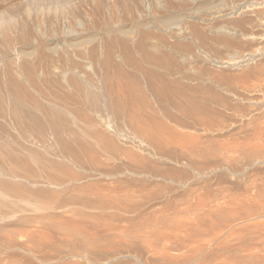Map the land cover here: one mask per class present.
I'll return each instance as SVG.
<instances>
[{"label": "bare ground", "instance_id": "bare-ground-1", "mask_svg": "<svg viewBox=\"0 0 264 264\" xmlns=\"http://www.w3.org/2000/svg\"><path fill=\"white\" fill-rule=\"evenodd\" d=\"M16 1L18 0H0V189L17 202L23 201L22 203H24L25 199L29 200V198H26L27 196H33L34 199L31 198L33 201L40 197L39 201H43L40 203H44L43 197V199L48 200V203L45 202L46 205H40L39 207L37 200V207L35 202L29 201L37 207L34 210L35 214L31 211L34 214L33 216L31 215L32 217L26 216L27 218L16 219L15 224L16 221L20 220V223L18 221L19 231L20 228L22 231L20 233L11 231V233L15 232V236L24 237L28 239L27 241L34 240V242L36 241L35 243H38L37 245L42 246L48 240L43 243L42 241L47 236L40 237V234L44 235V232L50 231L57 233L64 230L65 233L67 232L74 238L77 246L82 247L80 249H85L83 255L86 252V254L88 253L91 256L89 257L90 259L92 258V261L89 259L91 264H114L122 259L125 261L129 260V263H131L130 259L136 257L140 258L141 261L142 257L137 256L138 252H136L137 254L134 253L136 251L134 250L136 243L134 245L131 243L132 247L134 246L135 248L131 246L130 248L125 247V250L126 248L134 250L131 253L133 255L136 254V257L132 256V254L129 255V250H126L129 254L125 255V251L122 252L124 249L120 247L118 249L120 248L122 251L117 250L114 252L115 249L113 252L111 251L112 249L108 251L107 244L105 245L106 241L103 244L104 247L102 246L104 237L100 236L102 234L98 235L100 229L96 232L89 226L97 228L100 224L99 228L102 225L104 227V224L108 221L103 222L104 218H106L104 213L106 216L109 211H114L113 214L117 213L119 217L123 215L140 216L143 212L146 215V211L151 212L156 206L160 207L155 204L156 201L163 200L165 201L164 207L153 210V213H160V218L157 215L159 219L151 216L153 213H149L151 218H155V220L152 218L154 221H151L152 227L143 219L144 224H148L150 227L146 228L163 229L155 236L158 242L152 237L153 235H150L154 239L155 244L163 245V250L158 249L159 254L163 252L164 258L160 255L163 260L166 259L165 255H168L170 251H176V254L170 252V254L173 253L176 256H178L177 252L181 254L184 251V256H186V253L189 254V259L193 260L194 263L197 262V264H231V262L240 263L239 260L241 262L245 260L254 261L257 252L250 253V251L255 250L252 247L254 238H246L245 234L264 228V198L259 199L261 198L259 197L256 199V191L254 194L256 197L253 196L254 198L247 194L250 198L233 199L231 197L228 199L231 190L224 188L225 191L230 192L227 193L228 197L223 195L227 197L223 202L217 203L211 197L213 198V203L212 201L208 203V194L205 197V194L196 192L197 196L198 193L199 196L203 195L205 197L204 200L207 198V201L205 200L207 204L204 201V203L200 202V197L198 196L197 202L195 200L192 201L196 202L194 206V204L189 202L192 200L188 197L191 191L187 192V188L195 181H202V179L217 175L220 171L217 170L219 168L216 169V166L219 165L218 156L220 157L221 154L225 153V151L221 153L218 151L219 149L210 148L211 144L205 145L209 138L206 137V141H202L204 136L202 135L201 138L200 136H195L197 133L205 135L218 130L216 128L222 125L220 123L217 126L216 118L219 116L223 120L220 113H224L223 116H225L226 111H232L235 117L238 114L240 116L238 118L247 119L242 121L232 119L235 120L234 123L236 125L241 122L237 127L240 133L242 131V133L247 134V127L249 125L254 126L253 123L255 124L257 118L256 120L254 118L253 120L255 121L253 122L252 120L251 124L247 122L252 119V117L250 118L249 107L245 106V104L251 103L247 92L252 88L250 87L251 83L258 80V77L262 78L264 69L261 65L254 68L248 66V70H246V67L240 74L237 73L231 76L228 74H212L211 67V69L208 67V69L203 68L202 71H199L196 66L192 65L194 62H190L198 60L204 67L212 66L216 63L218 64L217 69L226 65L228 69H235L236 71V69L240 70L247 63L254 61L256 57L259 58L256 54L258 51L254 49L256 47L252 44H258L257 46H259V43L264 40V34L258 31L263 30L262 28L264 27V9L256 10L255 12V7L262 6L264 0H116V3L121 5L119 6L120 8L124 7L128 11V15L129 13H134L137 20L135 25L129 30L119 28L115 34L104 31H101V33L97 31L96 34H91L92 27L97 29L96 21L99 19L98 17L104 16L105 2L103 0H93L96 2V7L92 5L95 9L93 8L94 10L91 13H89L90 9L87 11L88 13L85 12L83 19L80 17L81 14L78 13L80 6H76L79 3H76V0H23L15 3ZM106 1L108 2V0ZM175 5L176 8L177 6L180 7L181 12L170 16L165 14L168 13L170 8H174ZM252 12L256 13V15L252 14V16ZM100 22L101 19L97 22L99 23L98 25H100ZM257 31L259 33H256ZM249 44H251V48L252 46L254 47L253 49L256 53H252L250 48L251 51H249L251 53L246 51L245 46L248 47L247 45ZM220 51L222 53L226 52V60L224 59V54L222 55L223 59L215 57V55L221 53ZM261 51L260 54L262 53ZM222 71L219 72H225L224 70ZM258 81L256 82L258 83ZM261 81L259 84L262 85ZM254 86L258 88L256 84L253 85V88ZM237 88L238 90H236ZM261 88L263 89L264 87ZM239 90L243 92L241 93ZM260 91L262 90L260 89ZM222 94H224V97ZM225 95H228V98L232 96V100L229 99L232 102H229L228 98L225 99ZM256 99L260 100L261 98L259 97L258 99L257 97ZM261 106L264 107L262 103ZM254 108L256 109V107ZM220 110L223 111L221 112ZM258 111L256 110L255 114ZM233 116L229 117L233 118ZM224 123L227 124L228 122ZM224 126L223 128L226 127ZM255 128H260V125L259 127L256 125ZM263 128H261L262 131H264ZM192 131L196 134L194 133L195 135H193ZM236 133L240 134L239 131ZM233 136L228 137L233 139ZM213 139H210L211 142H214ZM224 139L222 140L223 143ZM229 139H226V145L228 142L230 143H228L229 146L233 144L231 142H236L234 139L233 141ZM237 139L239 140V138ZM242 139L240 138V140ZM253 139H250L251 144L248 143L249 141L245 142L248 143L246 146L249 144L250 147L254 146L250 148L251 151L255 150L253 148L256 147L253 144ZM227 140L229 141L227 142ZM257 140V143L261 142L263 146L264 133ZM217 143L218 145L221 144ZM261 143H258L259 146ZM238 144L240 143L238 142ZM242 144L239 146L241 147ZM239 146H237V150L240 149ZM246 146L243 148H246ZM222 148L225 150L224 147ZM233 149H231V154L236 153V149ZM242 153L243 163L249 162L248 167H250V161L255 160L257 157L256 150V154L246 150H242ZM226 154L223 159L230 156H226ZM262 158L263 164H261L262 166L259 165L264 167V157ZM223 159L221 160L223 163L229 160ZM231 159H233L232 155ZM259 162L261 163V160ZM232 169L234 170V166ZM231 173L233 172L231 171ZM221 181L219 180V182ZM262 185L256 186L259 189L264 187ZM206 186L209 187L210 185ZM247 189L249 191V188ZM247 189L243 190L246 192ZM221 191L223 192V190ZM221 191H218L219 194H217V191L215 192L216 199L219 195L221 196ZM180 192L188 195L186 199H191L188 203L193 205L190 206L197 213L195 211L191 214L190 211L192 209H190V206L189 209L182 210L184 207L181 208V206L184 205L183 201L185 200H176L181 196L184 197V195L179 194ZM260 193L258 194L259 196L264 194ZM203 196H201L202 199ZM230 196L233 195L231 194ZM1 200L0 202L3 201ZM8 203L11 204V202H7V205ZM28 203L27 205L30 207ZM1 205L3 204L1 203ZM3 206H1L2 209L10 207V205H8L9 207ZM12 206L15 209L14 206L16 205L12 204ZM26 211L30 215L28 210ZM1 212L0 215L7 217L6 220L1 221H6L7 223L8 215L4 216ZM14 212H17V210L15 209ZM186 212L190 213V215L196 213L193 222L191 223L190 220V224L188 223L189 221L185 222L180 219L182 222L177 221V224L175 221L179 219L176 218L184 214L189 215ZM18 213L20 212L18 211ZM66 215L73 216L78 226L79 224L84 226L90 224L87 227L94 233L89 235L87 232L90 231H88L86 226L87 232L81 229L84 227L73 229L72 221L68 220L69 223L66 222ZM84 216L87 219H91L90 222L93 221L94 223L82 221L86 223L83 224L75 219V217ZM61 217L65 218L66 221H60ZM108 217H110L109 214ZM115 217L118 219L116 215ZM135 218L132 220L135 221ZM142 218L141 216V220ZM173 218L176 220L174 221ZM58 219H60L59 222ZM116 219H110V221ZM146 219L150 220V218ZM143 220L141 221L142 223ZM76 221H74V224ZM151 222L149 221V223ZM116 223L119 226L121 224V222L120 224ZM124 223H127V221ZM110 224L112 226L115 225L114 223ZM139 224L138 226L135 224L136 227L134 229L139 228ZM4 225L9 226V224ZM70 225L73 227L72 230L65 227ZM194 225H198V227L194 229L196 227ZM5 226L2 224L3 228ZM112 226H108L107 229H111ZM127 226L133 227V225L129 226L128 224ZM142 226L141 228L145 227V225L144 227ZM2 227L0 228L1 234L5 233L3 232L4 229L3 231L1 230ZM66 228L70 230L68 231ZM141 228L140 230L142 231ZM132 229L130 228V231ZM112 230L119 231V228H113ZM115 231H112L111 235H117L114 234ZM182 231H187V238L186 234H183L185 235L184 238L181 237L182 233L180 232ZM188 231L192 232V235L188 236L190 233ZM149 232L147 235L151 233ZM170 232L175 233L174 235L172 233V235H168ZM176 232L181 235H176ZM8 233L6 235L9 238L5 235L4 237L3 235L0 236V243L4 244L6 242L8 244L11 241H15L12 240L14 237L10 239L11 236ZM119 233L122 232L120 231ZM119 233L118 236L121 235ZM130 233L131 236L128 235L127 237L124 236L123 232L122 234L124 235L119 236V240L123 236L126 239L131 238L132 241H137L139 239L137 237L141 236L135 235L134 231L133 235L135 236L132 235V232ZM258 233L256 232L257 236ZM260 233L264 235L263 232ZM64 235L63 238H65ZM107 235L110 237L109 230ZM147 235H142V237ZM250 236L253 235L251 234ZM71 237L69 239L72 241ZM35 238H39L43 244ZM110 238L107 240H110ZM173 238L175 239L173 241H177L174 243V246L177 244L175 247H171L169 242L172 241H168ZM16 239H19V237ZM53 239L54 237L50 241L51 243ZM131 239L129 240L130 242ZM144 239L143 241H146ZM66 240V243L74 244V242L69 243L67 242L69 240ZM147 240L150 246L154 244L149 241V238ZM165 240H167L169 246H165ZM232 241L238 243L237 248L231 245ZM31 242V244L35 245L33 241ZM125 242L129 243L128 241ZM139 242L138 244L142 243ZM18 243L20 244L19 241ZM30 243L27 245L28 247L26 245L25 247L29 248ZM119 243L120 241H118V244H114L117 246ZM124 243L122 242L121 244L126 246ZM211 244L215 248L210 249ZM5 245H1V247L4 246L5 248ZM109 245H112L111 242ZM44 246L43 248H47V245ZM105 246L106 249H103ZM16 247L19 248V246ZM101 247H103L104 251L100 249ZM6 248L9 251V248ZM11 248L10 250H13L15 247ZM43 248L39 250L43 251ZM76 248L75 246L74 249L76 250ZM31 249L35 248L32 247ZM138 249L140 250L139 246ZM156 249L154 250L156 251ZM47 250L51 251L52 249ZM70 250L72 249L70 248ZM75 250L73 251L74 253L78 252V250ZM149 250L151 251V248ZM9 252L11 253V251ZM35 252L34 254H37ZM69 252L72 255L73 252ZM243 252H247L249 255L247 257L242 255L241 257L240 254H244ZM39 253L40 251H38ZM144 253H147V251H144ZM30 254L33 255V253ZM64 254H61V256ZM2 255L6 256L7 254ZM43 255H38V257H40L41 261H46V257V260L42 259L41 256ZM149 255L146 256L149 257ZM48 256L47 258L50 259ZM34 257L32 256L31 258ZM54 257L56 256L54 255ZM58 257L60 258V255ZM150 257L152 258V256ZM182 257L181 259H184ZM35 258L37 259V257ZM85 258L88 261V257ZM172 258L174 259V256ZM186 258L188 257H185L184 260ZM25 259L30 260V258ZM68 259L65 258V260ZM143 260L146 264L144 257ZM167 260L171 261L170 259ZM142 261L140 262L141 264H143ZM158 261L159 263L162 262ZM175 261H178V259ZM64 262L63 264H66ZM41 263L43 264V262ZM124 263L127 264L126 262ZM187 263L188 261L185 264Z\"/></svg>", "mask_w": 264, "mask_h": 264}, {"label": "rangeland", "instance_id": "rangeland-1", "mask_svg": "<svg viewBox=\"0 0 264 264\" xmlns=\"http://www.w3.org/2000/svg\"><path fill=\"white\" fill-rule=\"evenodd\" d=\"M22 1H23V0H18V1H16L15 3H17V2H22ZM87 1H88V2H87ZM92 1H93V0H86V1H84V0H79V1L76 0V3H77V2L80 3V4L77 3L76 6H78V7L80 6V7H81V9H80V7L78 8V9H79V10H78V13L81 14L80 17H81L82 19L84 18V14H85V12L89 11V9H90L89 13H91V12L95 9V7H96V2H94V1L92 2ZM103 1L105 2V3H104V16H103L104 18H103L102 16H101L102 18H101V17H98L99 19H97V21H96V27H97V29L94 28V27H92L91 34H92V33H93V34H96L97 31L100 32V33H101V31H102V32L104 31V32H111L112 34H115L116 30L119 29V28H123V29H125V30H129L130 28L133 27V25H135V21L137 20V17H135V14H134V13H133L134 15L131 14V13H129V15H128V11H127L124 7H121V8H120L119 6H121V5H120L119 3H116V0H114V1H113V0H108V2H107L106 0H103ZM262 1H263V0H262ZM82 2H84V3H82ZM89 2H90V3H89ZM114 2H115V3H114ZM93 3H94V4H93ZM78 4H79V5H78ZM82 4L84 5L85 8H84V7L82 8V6H83ZM89 4H90V5H89ZM137 4H139V2H137ZM1 5H2V4H1ZM92 5L95 6V7H92ZM117 6H118V7H117ZM91 7H92V8H91ZM181 7H182V6H181ZM262 7H263V8H262ZM93 8H94V9H93ZM172 8H173V7H172ZM172 8H170V9L168 10V13H165V14H168V15L170 16V15H175V13L177 14V13L181 12V11H180L181 9H179L180 7L177 6V8H176V5L174 6L173 9H172ZM255 8H256V9H255V12H256V10H263V9H264V4H263L262 6H258V7H255ZM176 9H177V10H176ZM178 9H179V10H178ZM121 10H122V11H121ZM124 10H125V12H126L127 14L124 12ZM172 11H173V12H172ZM176 11H177V12H176ZM83 12H84V13H83ZM253 12H254V11H253ZM253 12L251 13V15L253 14V15L255 16L256 13L254 14ZM87 13H88V12H87ZM127 15H128V16H127ZM132 15H133V16H132ZM253 15H252V16H253ZM129 16H130V17H129ZM132 18H135V19L132 20ZM100 19H101V22H100V25H98L99 23H97V22H99ZM103 19H104V20H103ZM102 22H103V23H102ZM133 22H134V24H132ZM101 24H102V25H101ZM122 25H123V26H122ZM127 25H128V26H127ZM117 26H118V27H117ZM124 26H125V27H124ZM98 27H99V30H98ZM93 29H95V30H93ZM111 29H112V30L114 29V30H113L114 32H113ZM262 29H263V30H258V31L261 32L262 34H264V33H263V31H264V27H263ZM93 31H94L95 33H94ZM258 31H257L256 33H259ZM104 35H105V33H104ZM261 43H262V45H261ZM261 43H259V46H257L258 44H256V45L252 44V45H253L254 47H256V48H254L253 46H252V48H251V44L247 45L248 47L245 46V48L247 49V50L245 49L246 51H249L250 49L252 50V51L250 50L252 53H256V51H258L259 53L257 52L256 54H257V56H258L260 59L256 57V58L254 59L255 62H254V61L251 62L253 65L249 62V63H247L245 66H243L242 68H240V70H239V69H236L237 72L235 71V69H234V70H232V69H231V70L228 69V67H227L226 65H223L222 67L220 66L221 69H220V68L217 69L218 64H216V63L213 64L212 66H205V67H204V66H203L198 60H197V61H196V60H192L190 63L194 62L192 65L196 66L197 69H199V71H200V70L202 71L203 68H207V69H208V67H209V69L212 68V71H211L212 74H214V73H215V74H216V73H217V74H222V75H227V74H228V75H231V76L236 75L237 73L240 74V72H243V71L246 69V67H247L246 70H248L249 67H250V68H254V67H256V66L261 65L262 68L264 69V65H263V64H264V62H263L264 59H262V58L264 57V56H263V55H264V52H263V51H264V47H263V46H264V40H263ZM261 46H262V48H261ZM249 48H250V49H249ZM253 48H254L255 50H256V49H257V50L255 51ZM258 49H259V50H258ZM245 50H244V52H245ZM260 50H262V51H261V52H262L261 54H260ZM221 51H222V50H221ZM221 51H220V52H221ZM250 51H249V52H250ZM249 52H246V53H249ZM251 52H250V53H251ZM225 53H226V52H225ZM225 53H222V52H221V53L215 55V57H218V59H219V58H220V59H223V56H224V59L226 60L227 55H226ZM223 54H224V55H223ZM222 55H223V56H222ZM259 60H260V62H259ZM261 61H262L263 63H262ZM214 65H215V66H214ZM254 65H255V66H254ZM248 66H249V67H248ZM199 67H200V68H199ZM210 67H211V68H210ZM222 68H223V69H222ZM242 69H243V70H242ZM213 70H214V71H213ZM216 70H217V71H216ZM222 70H224L225 72H224V73H220ZM238 70H239V71H238ZM209 71H210V70H209ZM219 71H220V72H219ZM229 71H231L232 73L229 72ZM222 72H223V71H222ZM227 72H228V73H227ZM233 73H234V74H233ZM263 76H264V72H263V75L261 76L262 78H259V77L257 78L258 80L260 79L259 81L255 79L256 81H258V83H257L256 81H254V83H255L256 86H257V84H259L260 81L262 80V81H261V82H262V85L259 84V86H257L258 88H256V87L254 86V88H255V89H254V88H253V85H255V84H254V83H251L252 85H251L250 87H252V88L247 92V93H248V98H249V100L251 99V101H250L251 103H247V104H245V106H246V107H249L248 109H249V111H250V113H251L250 118L252 117V119H250V121L248 120L247 122H248V123L252 122V120H253L254 118H255V120H256V118H257V121L259 122V123H258L257 121L253 120V122L255 121V124L253 123L254 126L251 125L252 127H251L250 125H249V127H247V129H246L247 134H246V133H245V134L242 133V131H241V133H240V130L237 128L238 125H239L241 122H240V123H237V125H236V123H234L236 119H237V121H239V120L242 121V120H247V119L238 118V116H239L238 114H237L236 117H235V115H234V113H233L232 111H226L227 113L225 112V113H226L225 116H223L224 113H220V116H221V118H222L223 120H221V119L219 118V116L216 118V122L218 123L217 126H219L220 123H221L220 125H222V126H219V128H218V127L216 128V129L219 130L220 127H221V129L219 130V132H218V130H215L214 133H213V132H210V134L208 133L209 135H208V134H205L206 136H205L203 133H197V134H196V133L194 132V133L196 134V135H195V134L193 133V131L191 132V133H192L193 135H195V136H200V138H201L202 135H203L205 138L202 137V141H203V140L206 141V139L209 138V140L207 139V142H206L205 145H207V144L210 145V144H211V145H210V148H212V149H214V150H216V149L218 150V149H219L218 151H220L221 153H222V152L224 153V151H225V153H224V154H221V155H220V153H219V155H220V157L218 156V158H219V163H218V164H219V165L216 166V169L219 168V169H217V170H218V171L220 170V171H219V173H218L217 175H215L214 177H210V178L202 179L203 182H202L201 180H199V181H195V182H194L195 184L193 183L191 186H189V187L187 188L188 190L186 189L187 192H190V191L192 192V193L190 192V195H191L192 197H191L190 195H189V196L186 195L185 193H181V192L179 193L180 195H184V197L181 196V197L177 198L176 200H181V201L185 200V201H183V202H184V205L181 206V208L184 207L182 210L187 209V208L189 209V206L192 205V204H194V206H195V204H196L197 200L199 199V197H200V199H199L200 202H201V201H202V202L204 201V202L206 203V201L208 200L207 202L210 203V202L212 201L213 198H214L213 200L216 201L217 203L223 202V201L226 200L227 197H228L227 193L230 192V191H229V192L227 191L228 189L231 190V192H230L229 194H230V195H231V194L233 195V196H230V195H229L228 199L231 198V197H232L233 199H234V198H235V199H240V198H242V199H247V198H250V197H251V198H254V197H256V196H257L256 199H258L259 197H261V198H259V199H263V198H264V196H263V195H264V194H263V193H264V192H263V191H264V189H263L264 187H263V188L260 187V188L258 189V187L261 186V185L264 183V167H261V166H262L261 164H263V163H262V161H263V158H262V157H264V156H263V154H264V153H263V152H264V144H263V146H262V143H261V142H258V143H261L260 146H259V144L257 143V141H258L257 138L261 137V135L264 133V131L261 130V128H263V126H264V125H263V124H264V118H262V117H264V115H263V114H264V109H262V108H264V107L261 106V103H262V105L264 106V92H263V91H264V88H263V89L261 88V87H264V86H263V85H264V83H263V82H264V77H263ZM260 86H261V87H260ZM256 89H257V90H256ZM260 89H261L262 91H260ZM236 90H238V88H237ZM253 90H256V91H255V92H252ZM239 91H240L241 93L243 92L242 90H239ZM258 91H260V92H258ZM222 95H223V97H224V94H222ZM225 97H226L225 99H227V98H228V95H227V96L225 95ZM252 97H253V98H252ZM257 97H258V99H259V97H260L261 99H260V100H257V99H256ZM229 99L232 100V96H229V98H228V101H229V102H232V101H230ZM234 103H235V102H234ZM252 103H253V104H252ZM254 103H255V104H254ZM256 103H258V104H256ZM259 103H260V104H259ZM257 105H258L259 107H258ZM254 107H256V109H255ZM257 107H258L259 109H258ZM260 107H261V110H260ZM250 109H251V110H250ZM253 109H254V110H253ZM252 110H253V111H252ZM256 110H257V111L260 110V111L256 112V114H255V111H256ZM220 111H221V110H220ZM222 111H223V110H222ZM222 111H221V112H222ZM251 111H252V112H251ZM261 111H262V112H261ZM228 112H229V113H228ZM230 112H231V113H230ZM253 113H254V114H253ZM261 113H262V114H261ZM241 114H243V113H241ZM241 114H240V115H241ZM226 115H227V116H226ZM228 115L231 116V117H232L233 115H234V116H233V118H230ZM258 115H259V116H258ZM253 116H254V117H253ZM223 117H225V118H223ZM228 117H229V118H228ZM239 117H240V116H239ZM259 117H260L261 120H263V121H262L263 123L260 122L261 120L258 119ZM218 118H219V119H218ZM226 118H228V119H226ZM224 119H225V120H224ZM229 119H230L231 121H226V120H229ZM232 119H235V120H232ZM217 120H218L219 122H218ZM259 120H260V121H259ZM220 121H224V122H226V123L228 122V123L225 124L224 122H220ZM232 121H233V123H232ZM229 122H230V123H229ZM231 123H232V124H231ZM229 124H230V125H229ZM250 124H251V123H250ZM258 124L260 125V128L256 129V128H255L256 125L259 127ZM224 125H225L226 127H225ZM233 125H235V126H233ZM223 126H224L226 129L223 128ZM229 126H230V127H229ZM232 126H233V127H232ZM261 126H262V127H261ZM227 127H229L230 129L227 128ZM231 127H232L234 130H233ZM234 127H235V128H234ZM248 128H249V129H248ZM251 128H252V129H251ZM224 129H225L226 131H225ZM228 129H229V131H227ZM221 130H222V131H221ZM223 130H224V131H223ZM263 130H264V128H263ZM216 131H217V133H216ZM230 131H231V132H230ZM238 131H239V133H240V134H239L240 136L238 135V133H236V132H238ZM259 131H260V133H259ZM228 132H229V133H228ZM233 132H234V133H233ZM251 132H252V133H251ZM262 132H263V133H262ZM212 133H213V134H212ZM254 133H255V134H254ZM211 134H212V135H211ZM230 134H231V135H230ZM234 134L237 135V136L235 137ZM210 135H211V136H210ZM217 135H218V136H217ZM221 135H222V136H221ZM233 135H234V136H233ZM245 135L248 136V137H246ZM252 135H253V136H252ZM256 135H257V137H256ZM209 136H210V137H209ZM220 136H221V137H220ZM223 136H225V137H223ZM228 136H230V137L233 136L232 138H233L234 141H236V142H231V141H233V139H231V138L228 137ZM244 136H245V138L242 139ZM206 137H207V138H206ZM214 137H217V138H214ZM219 137H220V138H219ZM222 137H223V139L225 138V139H224V140H225L224 143H223V141H222V140H223ZM251 137H252V138H251ZM213 138H214L215 140H214ZM229 138H230V139H229ZM237 138H239V140H238ZM240 138H241L242 140H240ZM253 138H254V139H253ZM210 139H211V140L213 139L214 142H211ZM218 139H219V140H218ZM226 139L231 140L230 142L233 143V144H232L233 146H232V145L229 146V144H230V143L228 142L229 140H227V142L229 143V144L227 143V145H228V146H227V145L225 144V143H226ZM250 139H253L254 141L257 140L256 143H254V141H253V144L256 145V147L258 146L257 148H256V147L253 148V149L256 150V153H257L256 156H257V157H256L255 160L250 161V165H251V166H250V165H249V166H250L252 169H251L250 167H248V163H249V162H245V163L247 164V165H246L245 163H243L244 161H243V159H242V154H243V153H242V150H246V151H248V152H252L253 154H256V153H255V150H253V149H252L253 151L250 150V148L254 147V146H252V147L249 146V145L251 144V143H250V141H251ZM237 140H238V141H237ZM208 141H210V142L208 143ZM240 141H242V142H240ZM247 141H249L248 143H250L248 146H246L248 143H245V142H247ZM215 142H216V143H215ZM217 142L221 143V144H219L220 146L218 145ZM238 142H239L240 144H238ZM242 143H243V144H242ZM223 144H224L225 146H224ZM236 144H238V145H236ZM241 144H242V146L240 147L239 145H241ZM253 144H252V145H253ZM212 145H214V146H212ZM217 145H218V147H217ZM222 145H223V146H222ZM235 145H236V146H235ZM244 145H245L246 148H248V149L243 148V147H245ZM231 146H232V147H231ZM237 146H239L240 149H241V150L238 149V150L240 151V153H239V151L237 150V148H238ZM219 147H221V148L224 147L225 150H223V148H222V150H220L221 148H219ZM230 147H231V148H230ZM234 147H236V148H234ZM259 147H260V148H259ZM262 147H263V148H262ZM227 148H229L230 151H228L229 149L226 150ZM233 148L237 150V151L235 150V152H236L237 154H236V153H233L234 155L236 154L235 156H234L233 154H231V153H232V150H231V149H233ZM242 148H243V149H242ZM234 149H233V150H234ZM258 149H261V150H258ZM257 150H258V151H257ZM227 151H228V153L226 154ZM229 152H230V153H229ZM233 152H234V151H233ZM238 153H239V154H238ZM241 153H242V154H241ZM262 153H263V154H262ZM225 154H226V156H227V155H228V156L230 155V156H229L230 158H229V157H228V158H225V157H224L225 159H223V156H224ZM231 155H232V158H233V159H231ZM233 156H234V157H233ZM260 156H261V157H260ZM220 158H222L223 160H228V159H229L230 162H229V160H228V162L223 163V162L221 161L222 159H220ZM260 158H262V159H260ZM235 160L237 161L238 164L236 163ZM256 160H257V161H256ZM260 160H261V163L259 162ZM220 161H221L222 164L220 163ZM234 161H235V162H234ZM241 161H242V162H241ZM252 162H253V163H252ZM254 162H255V163H254ZM251 163H252V164H251ZM220 164H221V165H220ZM235 164H236V165H235ZM257 164H258V165H257ZM259 164H260L261 166H260ZM224 165H225V166H224ZM226 165H227V166H226ZM256 165H257V167H256ZM229 166H230L231 169H232V167L234 166V170H235V171H234L233 169L231 170V169L229 168ZM259 166H260V167H259ZM263 166H264V165H263ZM221 167H222V168H221ZM227 167H228V168H227ZM225 168H226V169H225ZM256 168H257V169H256ZM227 169H228V170H227ZM223 170H224V171H223ZM237 170H239V171H237ZM256 170H257V171H256ZM77 171H78V170H77ZM231 171H232L233 173H235V174L231 173ZM244 171H245V173H244ZM254 171H255V172H254ZM236 172H237V173H236ZM238 172H239V173H238ZM243 173H244V174H243ZM228 174H231V175H229V176H231V177H229ZM238 174H239V175H238ZM223 175H224V176H223ZM235 175H236V176H235ZM227 176H228V177H227ZM240 176H241V177H240ZM251 176H252V177H251ZM219 177H220V179H219ZM222 177H223V178H222ZM225 177H227V178H225ZM257 177H258V178H257ZM207 179H208V180H207ZM211 179H212L213 181H214L215 179H216V180L213 182ZM221 179H222V181H221ZM227 179H230V180H227ZM254 179H257V180H254ZM217 180H218V183H217ZM219 180H220L221 182H219ZM247 180L249 181V183H248ZM200 181H201V183H200ZM205 181H206V182H205ZM211 181H212V182H211ZM225 181H228V182H225ZM252 181H253V182H252ZM254 181H255V182H254ZM258 181H260V182H258ZM196 182H197V184H196ZM198 182H199V183H198ZM204 182H205V183H204ZM224 182H225V183H224ZM255 183H256V184H255ZM200 184H201V185H200ZM195 185H196V186H195ZM206 185H210V186L208 187V186H206ZM249 185H250L251 188L249 187ZM256 185H257L258 187H257ZM192 186H193V187H192ZM239 186H240V187H239ZM253 186H254V188H253ZM262 186H264V184H263ZM210 187H212L211 190H210ZM246 187L249 188V191H248V189H247ZM256 187H257V188H256ZM191 188H192V189H191ZM220 188H221V190H223V192L220 190ZM224 188H225V189L228 188V189L226 190L227 192L224 190ZM198 189H199V190H198ZM213 189H214V190H213ZM239 189H242V190H239ZM243 189H244V190L247 189L246 192L248 191V192H250V193H248V192L246 193ZM250 189H252V191H250ZM254 189H255V190H254ZM256 189H258V190H256ZM189 190H190V191H189ZM209 190H210L211 192H210ZM212 190H213V192H212ZM215 190L217 191V194H219L220 191L222 192V194L220 193L221 196H222V199H221V196H220V195H219V197L217 196V197H218L217 199H219V200L221 199L222 201H221V200L219 201V200L216 199V196H215V194H216L215 192H216V191H215ZM259 190H261V191H259ZM1 191H2V190L0 189V193H1V194H0V196H1V197H0V200L2 199L3 201L1 200L2 202H0V205H1V203H2L3 205H6V206L10 205V207H9V206H8V207L11 209V211H13V212H11L9 208H6V209L3 208V209H2V207H4V206H3V205H1L2 207L0 206V207H1L0 212L2 211L1 213H3L4 216H7V215H8L7 223H6V221H1V220H6L7 217H3V215H0V217H1V218H0V223L3 222V223H2L3 226H5L4 224H9V226H8V225L5 226V227H7V228H5V227L3 228V227H2V224H0V226L2 227L1 230L3 231V229H4L3 232H5V233L2 232L3 234H1V231H0V234H1L0 236L3 235V237H4V235H5L6 237L9 238V236H7L6 234H7L8 232L11 233V231H15L16 233H20V231H22L21 228H20V231H19V223H20V220H18L19 223H18V221H16V224L18 223L17 226H16V224H15V220H16V219H20V218L23 219L24 217H25V218H27V217H32V216L35 214L34 210H36L38 206H39V207H40V205H41V206H44V205H46V203H48V200H47V199H43V197H42V200H44V203H40V202H43V201H39V200H40V199H39L40 197H39V198L37 197L38 199L35 197L36 199L33 201V200H32V199H34L33 196H29V197H28V196L26 195L27 197H26V196H25V197H26V198H29V200L25 199L27 202L24 200V203H25V204H24V203H22L23 201H22V202H21V201H20V202H19V201L17 202L15 199L13 200V199H12L11 197H9L6 193H4L3 191L1 192ZM205 191H206V192L208 191L209 193H208V192L206 193ZM218 191H219V192H218ZM253 191H254V192H253ZM256 191H257V193H256ZM258 191H259V192H258ZM196 192H199L200 194H205V195H204L205 197H206L207 194H208L209 197H207L208 199L206 198L207 200L205 199V200H206V201H205V200H204L205 197H204L203 195H200V196H199V193H198V196H199V197H198L197 194H196ZM260 192H261V193H260ZM223 193H224V194H223ZM245 193H246V195H245ZM251 193H252V194H251ZM255 193H256V194H255ZM259 193H260V194H263V195H260V196H259V195H258ZM3 194H4V195H3ZM5 194H6V195H5ZM187 194H189V193H187ZM209 194L212 195V196H210ZM235 194H236V195H235ZM239 194H240V195L242 194V195L240 196ZM247 194H248L250 197H249ZM254 194H255L256 196H254ZM193 195H194V196H193ZM213 195H214L215 197H214ZM223 195H226L227 197L225 196V197H226V198H225ZM187 196L190 197L192 200H191L190 198H187V199H186ZM201 196H203V199H202ZM239 196H240V197H239ZM246 196H247V197H246ZM253 196H254V197H253ZM211 197H213V198H211ZM223 197H224V198H223ZM236 197H238V198H236ZM31 198H32V199H31ZM180 198H181V199H180ZM210 198H211V199H210ZM196 199H197V200H196ZM201 199H202V200H201ZM242 199H241V200H242ZM9 200H10V201H9ZM37 200H38V201H37ZM186 200H187V202H186ZM189 200H191V201H189ZM193 200H195L196 202H195V201L192 202ZM29 201H31V202H32V201L35 202V203H36V206L38 205V204H37V202H38L39 205H38L37 207H35V204H33V203L29 202ZM36 201H37V202H36ZM188 201L191 202L192 204H189ZM3 202H4L5 204H4ZM7 202H11V204L8 203V205H7ZM28 202H29V203H28ZM45 202H46V203H45ZM204 202H203V203H204ZM27 203L29 204L30 207H28ZM152 203H153V202H152ZM152 203H151V204H152ZM164 203H165V201H163V200H160V201H158V202L156 201L155 204L158 205V206H160V207H157V206H156V208H154L153 210L155 211V210H158V208H163V207H164ZM185 203H186V204H185ZM187 203H188V207H187ZM212 203H213V201H212ZM217 203H215V204H217ZM12 204L18 206V208H16V206H14L15 209L17 210V212H14L15 209H13ZM32 204H33V206H32ZM206 204H207V203H206ZM215 204H212V205H215ZM162 206H163V207H162ZM185 206H186V207H185ZM192 206H193V205H192ZM11 207H12V208H11ZM21 209H23V210H24V209L28 210V212L30 213V215L27 213L26 210H24V213H23V210L21 211ZM29 209H31V210H29ZM190 209H192V210L190 211L191 214H193V213L196 211V210H194L191 206H190ZM153 210H152L151 212L146 211V215H145V213L143 212L142 214H140V216L135 215V216H133V217H132V215H128L129 217H128L127 215H123V216H120V217H119L118 214L115 212V213H116L115 215L117 216L118 219H116L115 215L113 214L114 211H112V212L109 211V213L106 212V213L109 214L110 217H108V214H106V216H105V213H104V217H106V218H104L105 220H104L103 222H105V221H107V220H108V221L104 224V227H103V225H102L101 228H99V227H100V224H99V226L97 227L98 229H97V228H93V227H91L90 224L87 225L86 223H92L93 221L90 222L91 219L88 218V219H89V220H88L87 217H85V216H84V217H80V218L75 217V219H77V220L79 221V223L81 222V223H83V224H86V225H85L86 228H88L87 226L90 225L89 227H90L91 229H93V231L98 232L99 229H100V231L98 232V235H100V234L103 235V236L100 235L101 237H104V241H103V243H102V246L104 247L103 244H104L105 241H106L105 245L107 244L106 246H107V250H108V251L111 250V249H112V250H111L112 252H113L114 249H115L114 252H116L117 250L122 251V250L120 249V248H122V249H124L122 252L125 251V255H128L129 253H130L129 255H131V254L134 252V250H136L134 253L138 252L139 255H138L137 253H136V254H137L138 257H139V256L142 257L141 261L143 260V257H144L145 260H146V264H148V263L150 264V261H151V264H152L153 261H154L153 264H155V263L158 264V263H159L158 260H160V262H161V261L163 260V258H164L163 254H162L163 252H162L161 254H159L160 252L158 253V249H159V250H163V248H162L163 245L158 244V243L155 244L154 242L157 240V239H155V238H156L155 236H157V233L160 232V231H162L163 229H158V228H155V229H152V228H151V229H149V228L152 227V225H153L152 222H154V221L152 220V218L155 220V218L157 217V215H158V217L160 218V216H159L160 213L156 214L157 212H154L155 215H153V214H154V213H153ZM18 211H19L20 213H22V214L18 213ZM31 211H32L34 214H32ZM25 212H26V213H25ZM110 212H111V213H110ZM147 212H148V213H147ZM188 212H189V211H188ZM10 213H11L12 215H11ZM15 213H16V215H15ZM149 213H151V214L153 213V214L151 215V214H149ZM186 213H187V212H186ZM190 213H187V214H189V215H185V214H184V215H180V216H178L177 218L175 217L176 219H179V220H176V219H174V218H173V219H174V221L176 220V221H175L176 223H177V221H181V220H182V221H185V222H188V221H189L188 223H190V220H191V223H192L193 220L195 219V214L197 213V211H196V213H195L194 215H190ZM110 214H112V215H110ZM147 214H148V215H147ZM20 215H21V216H20ZM31 215H32V216H31ZM150 215H151V216H154L155 218H154V217L151 218ZM10 216H11V218H10ZM26 216H27V217H26ZM69 216H70V215H69ZM69 216H67V215H66V217L64 216V217L67 219V221H66L65 218L61 217V218H60L61 220L58 219V222H59V220H60V221H62V222H63V221H66V222L69 223L68 220H70V221H72V222H71V225H72L74 228H73L71 225H70L69 227H68V226H65V227H67V228H71V230H72V228H73V229H76V228H78V227H79V228L84 227V228H81V229H83L84 232H87V229L85 228L84 225L79 224V226H78L77 221L74 220V217H73V216H72V217H71V216L69 217ZM111 216H112V217H111ZM113 216H114V218H115L116 220H114V221L111 220V221H110V219H114ZM130 216H131V217H130ZM136 216H137V217H136ZM141 216L143 217L142 220L144 219L145 222L147 221L150 227L148 226V224H147V225L144 224V220H143V223L141 222V221H142V220H141ZM149 216H150V217H149ZM189 216H190V218H189ZM2 217H3L4 219H3ZM123 217H124V218H123ZM125 217H126V218H125ZM135 217H136L138 220H137ZM158 217H157V219H159ZM187 217H188V218H187ZM192 217H193V218H192ZM12 218H15V219H12ZM70 218H71V219H70ZM72 218H73V220H72ZM81 218H83V219L81 220ZM84 218H86V219H84ZM108 218H109V219H108ZM120 218H121V220H122V219H123V220L121 221ZM127 218H128V219H127ZM134 218H135V221L132 220V219H134ZM146 218H148V219L150 218V220H147ZM183 218H184V220H183ZM79 219H80V220H79ZM126 219H127V220H126ZM180 219H181V220H180ZM86 220H87V221H86ZM118 220H119V221H118ZM124 220H125V221H124ZM130 220H131V222H130ZM8 221H10V222L8 223ZM74 221H76L75 224H74ZM82 221H85L86 223H85V222H82ZM126 221H127V223H124V222H126ZM136 221H137V222H136ZM149 221H150V222L152 221V222L149 223ZM182 221H181V222H182ZM4 222H5V223H4ZM108 222H109V223H108ZM116 222H118L119 224H120V222H121L120 226L117 225ZM147 222H146V223H147ZM12 223H13V224H12ZM72 223H73V224H72ZM93 223H94V222H93ZM110 223H114V224L116 223L115 225H117V226H119V227H117V226H115V225H113V226H114V227H113L112 224H110ZM137 223H138V224L140 223L141 225L139 224V228L137 227V228L134 229V227H136L135 224L138 226ZM188 223H187V224H188ZM191 223H190V224H191ZM76 224H77V225H76ZM107 224H108V225H107ZM125 224H126V225H125ZM127 224H128L129 226H132V225H133V227H128ZM142 224H143V226H142ZM150 224H151V225H150ZM177 224H178V223H177ZM12 225H14V226H12ZM74 225H76V226H74ZM80 225H81V226H80ZM105 225H107V226L105 227ZM121 225H122V226H121ZM144 225H145V227H144ZM15 226H16V227H15ZM108 226H112V228H111V229H110V228L107 229ZM124 226H125V227H124ZM141 226L144 227V228H141ZM173 226H174V224H173ZM194 226H196V227H194ZM194 226H193L194 229H196V228L198 227V225H194ZM1 227H0V228H1ZM10 227H14V228H10ZM120 227H122L123 229H125V231H123L122 228H121V230H120ZM127 227H128L129 229H128ZM146 227H149V228H146ZM8 228H10V229H8ZM17 228H18V229H17ZM67 228H66V229H67ZM90 228H88V231H90V232H87L89 235H91V234L94 233ZM104 228H105V229H104ZM113 228H114V229H118V228H119V231L116 230V231H117V232H116L115 230H112ZM126 228H127L128 230H127ZM130 228H131V229L133 228V229L130 231ZM140 228L142 229V231L140 230ZM145 228H146V229H145ZM12 229H15V230H12ZM89 229H90V230H89ZM95 229H96V230H95ZM102 229H104L105 231L102 230ZM137 229H138V231H137ZM199 229H200V226H199ZM8 230H9V231H8ZM59 230H61V229H59ZM67 230L69 231L70 229H67ZM97 230H98V231H97ZM106 230H107V232H106ZM108 230H109V235H110V237L113 236V237H112L113 239L110 238V237L107 235V234H108ZM111 230H112V231H115L114 234H117V235H113V234L111 235V232H112ZM126 230H127V231H126ZM135 230H136L137 232H136ZM139 230H140V231H139ZM145 230H146V232H145ZM153 230H155V231H153ZM156 230H157V231H156ZM197 230H198V229H197ZM262 230H264V228L259 229V230L252 231L253 233H252V232H247V233L245 234L246 238H252V237L254 238V239H253L254 241L252 240V242H254L252 247H253L255 250L250 249V250H253L252 252L249 250L250 253H253V252L255 253V252H257L256 255L254 254V255H255V259H254L255 263H253L254 261L251 262V261H248V260L246 261V260H245L247 264H249V263H250V264H264V261H263V260H264V239H263V238H264V235H263L262 233H260V232H263V233H264V231H262ZM56 231H58V230H56ZM62 231H63V233H64L66 236L62 233ZM120 231H121L122 233L124 232L125 235L122 234V233H119ZM133 231L135 232V235H136V234H137V236H138V235H141V236H139V237H137V236H136V237L139 238V239H137V241L139 242V240H140V242H142V243L139 242L140 244H138V242H137L136 240L132 241L131 238H129V239L127 238V239H126V237L124 238L123 236L120 237V240H119V236L124 235V236H127V237H128V235L131 234L130 232H132V235H133ZM149 231H150L151 233H150ZM184 231H185V230H184ZM184 231L180 232V233H182V235L179 234V233H177V232H176V235L179 234V235H181L182 238H184L185 235H183V234H186V238H187V231H186V232H184ZM6 232H7V233H6ZM15 232H12L11 234L8 233V235L11 236L10 239H12V237H14V239H12V240H15V241H11V242H9L8 244H7L6 242H5L4 244L0 243L1 245H5V244H6V245H5V248H4V246L1 247V245H0V248H1V250H0V253H1V254H0V256H1V257H0V259H1V260H0V264H12V263H13V264H42L41 262H43V264H45V263H46V264H52L53 262H54L55 264H60V261H61V264H63V261H65L64 263H66V264H67V263H68V264H74V263H75V264H76V263H77V264H91V263H90V260L92 261V258H91V259L89 258V257H91V256H90L88 253H87V254H88V255H87L86 252H85L84 255H83V252L85 251V249H80V248H82V247L77 246V244H75L76 242H75L74 238L71 237L70 234H67V232L65 233L64 230H61V231H60V232L62 233V235H61V233H60L59 231H58L59 233H58V232H57V233H54L55 231H52V232H53V233H52V232L50 231V232H44V233H43L44 235L40 234V237L45 236V235L47 236L46 239L43 237V238L45 239L44 241H42L43 243H44L46 240H48V242H46V244H43L39 238H35L37 241H40V243L43 244L42 246H41V245H37L38 243H35L36 241L34 242V240H31V241H33V243H34L35 245L31 244L32 242H31L30 240L27 241L28 239H26V238H24V237L15 236V234H16ZM96 232H95V233H96ZM101 232H102V233H101ZM103 232H104V233H103ZM127 232H128V233H127ZM139 232H140V233H139ZM144 232H145V234H144ZM148 232L150 233L149 235H147ZM183 232H184V233H183ZM188 232H190V231H188ZM256 232H259V233H258V236L256 235ZM13 233H14V234H13ZM47 233H48V235H47ZM105 233H107V234L105 235ZM112 233H113V232H112ZM118 233L121 234V235L118 236ZM171 233L174 235L175 232H170V233H168V235H170ZM248 233H249V235H248ZM250 233H251L253 236H250V235H251ZM12 234H13V235H12ZM49 234H50V236H51L52 238L54 237L53 242H55V241L57 242V243L55 242L56 244L54 243L55 246H53V245H54L53 242H52V243L50 242V241H52V238L49 236ZM59 234H60V235H59ZM96 234H97V233H96ZM154 234H155V235H154ZM172 234H171V235H172ZM63 235H64V237H65L66 239H67V237H68L67 240H69V241H67L65 238H63ZM67 235H69V236H67ZM135 235H133V236H135ZM142 235H147V236H144V237H146V238L144 239V237H142ZM150 235H151V236L153 235L152 237H154L155 241H153L154 239H152V237H151ZM189 235H192V232H190V233L188 234V236H189ZM247 235H248V236H247ZM37 236H38V235H37ZM46 236H45V237H46ZM48 236H49V237H48ZM114 236H115V237H114ZM130 236H131V235H130ZM148 236H150V237H148ZM249 236H250V237H249ZM259 236H260V237L263 236V237L261 238V239H263V240H261ZM17 237H19V239H16ZM70 237L72 238V241L69 239ZM107 237H108V238H107ZM116 237H118V238H117L118 240L116 239ZM141 237H142V238H141ZM257 237H259V238H258L259 241H258ZM22 238H23V239H22ZM48 238H50V239H48ZM109 238H110V240H112V241L107 240V239H109ZM122 238H123V239H122ZM148 238H149V241H152V242L154 243V244H152L151 246H150V244H149V242H148V240H147ZM182 238H181V239H182ZM186 238H185V239H186ZM25 239H26V240H25ZM64 239H65L67 242H69V243H73V242H74V244H73V245H72V244H68V243L65 242ZM130 239H131V242L129 241ZM143 239L146 240L148 243H147L146 241H143ZM151 239H152V240H151ZM16 240H17V241H16ZM42 240H43V239H42ZM121 240H124V241H122L123 243H124L125 241H128L130 244L125 242L124 244H125L126 246H123V244H121V243H122ZM173 240H175V239L173 238V239H171V240H168V241H172V242H169V243H171V244H170L171 247H175V246H177V244H175V246H174V243H176L177 241L175 242V241H173ZM182 240H183V239H182ZM18 241L20 242V244L18 243ZM25 241H26V242H25ZM107 241H108V243H107ZM118 241H120L119 245L115 246L114 243H117V244H118ZM135 241H136V242H135ZM165 241L167 242V240H165ZM12 242H14V243H12ZM15 242L18 243V244H16ZM23 242H25V243H23ZM27 242H29V243L31 242L30 245H31L32 247H34L35 249L32 250V249H31L32 247H31L30 245H29V248H27V247H28L27 245L29 244V243H27ZM110 242H111L112 245H109ZM152 242H150V243H152ZM156 242H158V241H156ZM163 242H164V241H163ZM166 242L164 243L165 246H166V245L169 246V243H168V242L166 243ZM234 242H235V243H234ZM47 243H48V244H47ZM50 243H51V244H50ZM59 243L61 244L60 246H59ZM65 243H66V244H65ZM131 243H132V245H134V244L136 243V244H135L136 248H135L134 246L132 247ZM233 243H234V244H233ZM10 244H11V245H10ZM127 244H128V246H127ZM162 244H163V243H162ZM236 244H237V245H236ZM8 245H9V246H8ZM15 245H16V246H19V248L16 247ZM20 245H21V247H20ZM22 245H23L24 247H23ZM25 245H26L27 247H25ZM44 245H47V246H46L47 248H43V247H45ZM48 245H49V246H48ZM121 245H122L123 247H122ZM137 245L139 246L140 250L138 249V246H137ZM141 245H142V247H141ZM146 245H147V246H146ZM172 245H173V246H172ZM231 245L235 246L236 248L238 247V243H237L236 241H232V242H231ZM261 245H262V246H261ZM11 246H12V248H11ZM37 246H38V247L41 246V247L38 248ZM67 246H69V247H67ZM73 246H74V247H73ZM75 246L77 247L76 250L74 249ZM106 246H105V248L101 247L100 249H102V248H103V249H106ZM130 246H131L132 248H135V249H134V250L127 249V248H130ZM153 246H154V247H153ZM158 246H160L161 248L158 247ZM213 246H214V245L211 244L210 249L215 248V247H213ZM260 246H261V247H260ZM6 247L9 248L8 250L11 251V253H10L9 251H7V248H6ZM14 247H15V248H14ZM22 247L25 248V249H27V250L23 249ZM48 247H50V248H48ZM53 247H54V248H53ZM57 247H58V248H57ZM108 247H109L110 249H109ZM115 247H116L117 249H116ZM118 247H120V248L118 249ZM125 247H127L126 250H129V253H127L128 251L125 250ZM146 247H147V248H146ZM252 247H251V248H252ZM3 248H4V250H3ZM10 248H11V249L14 248V249H13V250H10ZM17 248L20 249V250H18ZM37 248H38V249H37ZM42 248H43V251H42V250H39V249H42ZM56 248H57V249H56ZM70 248H71L72 250H70ZM132 248H131V249H132ZM144 248H146V249H144ZM150 248H151V251L149 250ZM153 248H154V249L157 248L156 251H155ZM258 248H259V249H258ZM21 249H22V251L24 250L23 253H22ZM30 249H31V250H30ZM45 249H46V250H45ZM47 249H50V250L52 249V250H51V251H48ZM53 249H54V250H53ZM73 249H74L75 251L78 250V252H75V253H74V252H73V251H74ZM103 249H102V250H103ZM260 249H261V250H260ZM5 250H6L7 252H6ZM16 250H18V251H16ZM29 250H30L31 252H30ZM37 250L40 251L39 254H38V251H37ZM102 250H101V251H102ZM143 250H144L145 252L147 251V253H144ZM152 250H154V251H152ZM2 251H4V252H2ZM12 251H13V252H12ZM27 251H28V252H27ZM33 251H34V252L37 251V252H35V253H37V254H34ZM47 251H48V253H47ZM69 251L73 252L75 255L72 253V255H74V256H72V255L70 254ZM81 251H82V252H81ZM103 251H104V250H103ZM131 251H132V253H131ZM148 251H149V252H148ZM258 251H259V252L261 251V252L259 253ZM8 252H9V253H8ZM19 252H20V254L18 255ZM29 252H30V253H33V255L30 254ZM41 252H42V253H41ZM45 252H46L47 254H46ZM68 252H69V253H68ZM105 252H106V250H105ZM105 252H104V254H105ZM151 252H152V253H151ZM170 252H173V253L176 254V251H170ZM170 252L168 253V255H165V258H166V259L163 260L164 262L162 261V262L159 263V264H165V263H167V264H169V263L173 264V262H174L176 259H178V261H175L174 264H175V263H177V264H185L186 261H188L187 264H197V262L194 263L193 260H190V259H189V254L186 253V256H184V255H185L184 251L181 252V254L183 253V255H181V254H179V252H177V255H178V256H176V255L173 254V253L170 254ZM12 253H13L14 255H13ZM15 253H16V254H15ZM27 253H28L29 255H31V256H29ZM43 253H44V255H43ZM63 253H65L66 256H68V254H70V255H69L68 257L64 256L65 254L61 256V254H63ZM67 253H68V254H67ZM77 253H81V254H77ZM149 253H151V254L149 255ZM243 253H244V254L246 253V254H245L246 256H245L244 254H240L241 257H242V255H243V257H247V256L249 255V253H247V252H243ZM262 253H263V254H262ZM2 254H4V255L7 254V255H6V256H3ZM41 254L43 255V256H41L42 259H45V257H46L47 260H46V259H45V260H46L47 262L44 261V260L41 261L40 257H38V255L40 256ZM85 254H86V255H85ZM136 254H134V255L132 254V256L136 257ZM8 255H9V256H8ZM10 255H11V257L13 256L12 259H11ZM34 255H37V256H35V257H37V259L34 257ZM47 255H49L48 257H50V259L47 258ZM50 255H53V256H50ZM54 255H55L56 257H54ZM59 255H60V258H61V259L58 257ZM146 255H147V256L149 255V257L152 256V258H151V257L149 258V257H147ZM160 255H161L163 258L160 257ZM170 255H171V256H170ZM187 255H188V256H187ZM240 255H239V256H240ZM7 256H8V257H7ZM32 256H33L34 258H31ZM70 256H71V257H70ZM166 256H167V257H166ZM173 256H174V259L172 258ZM180 256H181V257L183 256L182 258H184V259H185V257H188V258H186V260H184V259H181ZM262 256H263V257H262ZM4 257H6V258H8V259L6 260V258H4ZM14 257H15V258H14ZM43 257H44V258H43ZM52 257H53V258H52ZM62 257L64 258V260H63ZM73 257H74L75 259H74ZM85 257H88V261H89V263H88V261L86 260L87 258H85ZM104 257H106V256H104ZM153 257H154V258H153ZM175 257H176V258H175ZM177 257H178V258H177ZM179 257H180V258H179ZM2 258H4V260H2ZM25 258H27V259L30 258V260H26ZM54 258H55V259H54ZM58 258H59V259H58ZM65 258H69V259H68V260H65ZM136 258H137V257H136ZM136 258H133V259L131 258V259H130V262H131V263H129V260H126V261H125V260L122 259V260L117 261V262L114 263V264H120V263L123 264V262H126L127 264H135V261H136V264H137V263H138V264H141V263H140V262H141V261H140V258H139V259H138V258L136 259ZM159 258H160V259H159ZM161 258H162V259H161ZM171 258H172L173 260H172ZM31 259H32V260H31ZM33 259H34V260H33ZM35 259H36V260H35ZM48 259H49L50 262H52V263H50ZM53 259H54V261H53ZM56 259H57V260H56ZM78 259H79V260H78ZM89 259H90V260H89ZM152 259H153V260H152ZM155 259H156V260H155ZM167 259H170L171 261L169 262V260H167ZM245 259H248V258H245ZM257 259L259 260L258 262H257ZM18 260H19V261H18ZM51 260H52V261H51ZM55 260H56L57 263L55 262ZM58 260H59V261H58ZM62 260H63V261H62ZM75 260H76V261H75ZM147 260H148V262H147ZM149 260H150V261H149ZM181 260H182V261H181ZM17 261H18V262H17ZM72 261H73V262H72ZM85 261H86V263H85ZM122 261H123V262H122ZM167 261H168V262H167ZM183 261H184V262H183ZM190 261H192V263H190ZM245 261H244V262L242 261V262H243V263H242L241 260H239L240 263H238V262H233V263H235V264H241V263H242V264H246ZM132 262H133V263H132ZM142 262H143V264H145V261H144V260H143ZM180 262H183V263H180ZM54 263H53V264H54ZM233 263L231 262V264H233ZM124 264H125V263H124Z\"/></svg>", "mask_w": 264, "mask_h": 264}]
</instances>
